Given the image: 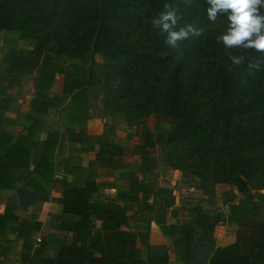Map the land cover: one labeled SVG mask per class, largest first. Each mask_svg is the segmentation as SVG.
I'll return each instance as SVG.
<instances>
[{
  "label": "trees",
  "instance_id": "16d2710c",
  "mask_svg": "<svg viewBox=\"0 0 264 264\" xmlns=\"http://www.w3.org/2000/svg\"><path fill=\"white\" fill-rule=\"evenodd\" d=\"M165 3L178 13L177 27L192 24L202 35L167 44V34L151 24ZM208 6L205 0H0V30L16 31L31 43L28 53L14 48L4 53L3 72H35L28 125L17 135L0 128V199L3 192L24 188L39 203L58 205L47 222L74 240L57 247L52 263L42 248L45 238L34 239L41 227L36 211L23 217L11 195L0 210V264H11L12 245L19 246L17 264H169L168 247L149 242L151 223L171 240L182 264H192L199 241L214 247L207 264H264V194L246 191L236 199L229 190L221 201L227 215L210 217L193 205L185 207L186 217L168 222L172 200L158 209L163 190L146 180L155 169L146 150L155 138L145 128L139 131L136 167L144 180H129L113 202L93 201L100 189L97 166L109 161L112 168L125 167L121 145L107 133L86 129V91L94 85L100 86L105 111L121 115L127 125L149 116L169 120L173 128L161 142L162 161L194 176L201 190L237 186L240 178L264 189V53L224 48L217 37L226 31L227 18L209 21ZM96 54L102 58L98 75ZM230 56L243 62L235 65ZM57 75L63 76L60 95L49 97ZM19 80L7 75L5 88ZM0 108L3 112L2 100ZM87 153L94 159L85 165L69 156ZM128 212L139 214L144 230L131 231ZM217 221L235 228L232 243L215 245Z\"/></svg>",
  "mask_w": 264,
  "mask_h": 264
},
{
  "label": "rangeland",
  "instance_id": "374dc122",
  "mask_svg": "<svg viewBox=\"0 0 264 264\" xmlns=\"http://www.w3.org/2000/svg\"><path fill=\"white\" fill-rule=\"evenodd\" d=\"M0 39L3 42H8V45L15 50L28 53L31 50V43L28 40H20L16 31H2L0 30ZM7 48H9L7 46ZM102 64V58L96 54L94 56V71L96 75L99 74ZM7 75L19 76L22 85L19 86L17 96L24 97L29 95L32 88V80L35 77V72L29 73L28 71L18 72L17 74H8L0 69V87L3 85V80ZM56 82V83H55ZM63 76L57 75L54 86L51 91L54 95H60L62 88ZM29 97V96H28ZM27 97V98H28ZM86 98L89 102L87 111V119L91 124H103V132L107 133L111 141H118L125 149V155L122 159V164L125 167L112 168L109 161L101 162L97 169V182L99 183V192L93 197V201L113 202L116 190L126 186L129 180L143 181V176L137 172L138 155L143 142L140 136V129L145 128L149 130L155 138V146L147 148L150 156L155 160V169L152 176L146 180L155 182L161 190L158 198V209L165 207L166 203L172 200L173 206L167 211V221L175 222L186 217L185 207L193 205L199 206L201 211L210 217H215L219 212L228 214V210L222 204V194L231 191L236 199L242 198L244 192H248L250 196L255 197L257 194H264V189H253L256 183H247L243 179L240 180L244 183L245 189L240 192L237 186L215 185L212 191H203L200 188V183L192 175L182 174L178 170H173L167 167L162 161V145L165 134L168 130L173 128V124L164 118L149 116L136 126L127 125L123 121L121 115L116 113H108L102 105V97L99 85H94L86 91ZM100 120V121H99ZM70 157L77 158L79 154H70ZM80 162L85 161L79 159ZM61 177V175H60ZM60 179V178H56ZM55 192H51L54 196ZM163 212V210L161 211ZM130 220L129 226L132 232L145 229V222L142 220L138 213L128 212ZM47 232V231H46ZM235 228L227 225L225 222L217 221L214 228V242L217 246H224L230 244L234 240ZM42 234H45L44 232ZM65 243L69 237L66 235L59 236ZM163 241L169 249V264H182L178 257L172 252L171 240L162 236L159 228L151 223L149 225V242Z\"/></svg>",
  "mask_w": 264,
  "mask_h": 264
},
{
  "label": "clouds",
  "instance_id": "9594fccd",
  "mask_svg": "<svg viewBox=\"0 0 264 264\" xmlns=\"http://www.w3.org/2000/svg\"><path fill=\"white\" fill-rule=\"evenodd\" d=\"M205 3L209 5L205 10L209 21H216L218 15L227 18L226 31L217 37V42H222L224 48L264 53V14L260 12L264 0H205ZM163 8L158 17L151 19V24L153 28H159L161 34H167V44L176 46L177 41H183L190 34L202 35L203 29L192 24L177 27L180 19L177 11L167 3ZM229 59L235 65L243 62L241 56H230Z\"/></svg>",
  "mask_w": 264,
  "mask_h": 264
},
{
  "label": "crops",
  "instance_id": "0c3cea01",
  "mask_svg": "<svg viewBox=\"0 0 264 264\" xmlns=\"http://www.w3.org/2000/svg\"><path fill=\"white\" fill-rule=\"evenodd\" d=\"M7 46L9 48H7ZM11 48L10 45H8V42H3L0 39V69H2L1 65V60L2 56L4 53ZM56 83V82H55ZM53 82L52 88L48 92V96L51 97L52 94L51 91L54 89V86H58ZM5 81L3 80V85L0 87V92L1 94L8 95V99L4 98V95L0 96V100H2L3 108L4 111L0 112V128L10 132L13 135H17L19 132H21L27 125L28 121L25 119V115L29 112V105L28 102L33 96V88H31L29 95H24V97L17 96L18 94V89L16 90L15 86L19 88L20 85H22L21 81L19 80L18 84H12L10 87L5 88ZM29 96V97H28ZM28 97V98H27ZM6 109V110H5ZM1 111V108H0ZM100 121V120H99ZM86 129L88 133L90 134H102L104 133L103 131V124H91L90 121L87 119V124H86ZM44 135H41V138H43ZM114 143L122 145L120 142L114 141ZM83 157H85V161L82 162V164H86L89 160L94 159V154L93 153H87V154H82L80 159L82 160ZM99 167V166H97ZM11 195H16L15 192H3L2 197L0 199V210L4 206V200L6 197L11 196ZM56 194H54L55 196ZM17 198V197H16ZM19 208V207H18ZM20 210V209H19ZM22 213L21 215L23 217H28L31 213H34L36 211L38 221L41 223L40 231L36 234L34 237L35 241L40 240L41 238H45L46 234L52 233L55 234L56 236H61L66 235L69 237L66 245H72L74 244L73 240V234L69 232H62L57 229L56 226H51L47 222V214L49 212H58L59 211V206L48 202H43L39 203V201H36L31 204L25 211L20 210ZM47 231V232H46ZM45 234H42V233ZM5 238L8 240L14 242L15 241V236L12 234H7L5 235ZM46 241V238H45ZM47 243V242H46ZM152 243V242H150ZM232 243V242H231ZM152 244H164L163 241L159 240L158 242H153ZM228 245V244H227ZM40 247L37 243H34L33 248ZM44 249V254L45 258L50 260L52 263H54L57 259L58 256V248L56 246H53L51 244H48L42 247ZM19 255V246L18 245H12L11 250L8 253V259H10L11 264H17L16 259Z\"/></svg>",
  "mask_w": 264,
  "mask_h": 264
},
{
  "label": "water",
  "instance_id": "95a60500",
  "mask_svg": "<svg viewBox=\"0 0 264 264\" xmlns=\"http://www.w3.org/2000/svg\"><path fill=\"white\" fill-rule=\"evenodd\" d=\"M237 188L240 192L244 191L245 185L244 183L238 179ZM15 194L18 200V207L20 210L25 211L31 204L36 201L35 195L24 189L17 188L15 190ZM46 242L58 248H61L66 245V243L58 236L52 233L46 234ZM214 251V247L209 245L206 242H196L193 246L192 251V264H207L212 253Z\"/></svg>",
  "mask_w": 264,
  "mask_h": 264
},
{
  "label": "built area",
  "instance_id": "2783aa9c",
  "mask_svg": "<svg viewBox=\"0 0 264 264\" xmlns=\"http://www.w3.org/2000/svg\"><path fill=\"white\" fill-rule=\"evenodd\" d=\"M55 177H56V178H61L59 174H56Z\"/></svg>",
  "mask_w": 264,
  "mask_h": 264
}]
</instances>
